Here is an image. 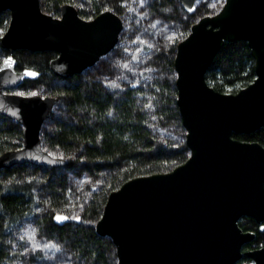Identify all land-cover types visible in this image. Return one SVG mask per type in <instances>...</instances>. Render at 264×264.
Instances as JSON below:
<instances>
[{
	"label": "water",
	"instance_id": "95a60500",
	"mask_svg": "<svg viewBox=\"0 0 264 264\" xmlns=\"http://www.w3.org/2000/svg\"><path fill=\"white\" fill-rule=\"evenodd\" d=\"M196 1L179 0L188 11ZM0 10L10 12L0 38L8 51L0 63V113L23 126L22 146L0 153V169L65 166L67 157L50 153L41 139L59 98L5 90L37 75L33 68L17 69L14 51L54 50L53 72L73 76L116 46L124 20L111 9L86 19L70 2L59 16L44 11L40 0H0ZM238 39L251 49L256 77L237 92L220 91L206 71L224 43ZM174 68L188 158L111 191L95 229L113 242L117 264H235L243 256L264 264V245L242 250L255 232L238 222L242 216L264 222V146L233 136L264 125V0H225L217 12L201 16L178 42Z\"/></svg>",
	"mask_w": 264,
	"mask_h": 264
},
{
	"label": "trees",
	"instance_id": "16d2710c",
	"mask_svg": "<svg viewBox=\"0 0 264 264\" xmlns=\"http://www.w3.org/2000/svg\"><path fill=\"white\" fill-rule=\"evenodd\" d=\"M40 1L42 9L54 16L60 14L63 3L69 2ZM120 1L86 0L87 8L82 14L95 17L106 9L120 14ZM151 9L160 17L178 20L182 36L177 42L188 35L197 19L214 10L204 2L195 3L188 11L179 0H151ZM9 21L10 12L0 10V28L8 26ZM177 42L159 47L151 59V64L161 73L150 80L149 86L129 83L123 85L124 89L104 83L96 74L85 71L69 77L56 75L50 66V61L57 56L54 50L14 51L17 69L37 71L34 78L24 80L20 89L27 91L37 86L59 98V107L42 127L43 145L69 155L65 166L76 173L102 175L104 180L101 190L92 191L83 211L70 218L66 214L69 205L67 174L58 167L22 163L0 169V264L12 263V242L17 230L31 218H35L39 235L60 240L83 264H117L113 242L95 229L109 193L132 177L170 171L189 155L185 140L163 142L152 130L155 121L184 128L176 101ZM6 54L7 49L0 44V63ZM255 77L254 57L247 41L242 39L226 41L206 71L208 83L224 92H237ZM233 136L256 140L264 146V125L253 132L233 133ZM22 137L23 126L0 113V153L21 147ZM238 222L243 230L256 233L245 248L264 245L262 223L250 216H242ZM32 257L44 259V254L35 250ZM248 262L251 259L243 256L235 264Z\"/></svg>",
	"mask_w": 264,
	"mask_h": 264
},
{
	"label": "rangeland",
	"instance_id": "374dc122",
	"mask_svg": "<svg viewBox=\"0 0 264 264\" xmlns=\"http://www.w3.org/2000/svg\"><path fill=\"white\" fill-rule=\"evenodd\" d=\"M224 1L198 0L196 4L208 3L217 12ZM69 2L75 5L84 18L94 17L93 14L89 16L82 14V11L87 8L86 0H69ZM120 3L124 28L116 46L93 66L88 67L85 72L94 73L99 80L119 89H124L123 85L129 83L147 87L150 80L161 73H158V68L151 64V59L156 55L159 47H169L180 39L182 26L176 19L160 17L153 13L151 0H121ZM214 10L213 13H215ZM6 29L7 26L0 28V36ZM1 59L3 60L4 57ZM125 65L127 67H124ZM21 86L22 84L5 90L28 95L32 93L47 95L37 86H32L27 91L20 89ZM58 107L56 104L54 109ZM152 130L163 142L179 143L186 138V129L182 130L173 123L162 124L155 121L152 124ZM44 148L53 155L70 158L57 148L48 146ZM58 170L67 174L69 205L66 214L73 218L83 211L92 191L102 189L104 178L102 175L95 176L89 172L78 174L66 166L58 167ZM16 234L12 242L14 252L11 254L13 257L11 264H83L80 258H77L73 251L60 240L39 235L35 218L24 221ZM49 245L52 247H46ZM35 250H41L44 259L32 257Z\"/></svg>",
	"mask_w": 264,
	"mask_h": 264
},
{
	"label": "snow or ice",
	"instance_id": "6c2138e0",
	"mask_svg": "<svg viewBox=\"0 0 264 264\" xmlns=\"http://www.w3.org/2000/svg\"><path fill=\"white\" fill-rule=\"evenodd\" d=\"M6 64H11V60L5 61ZM124 67H127V65H125ZM29 75H35L34 73H29ZM32 95H35V93H32ZM57 219H65L64 217H57ZM46 247H52V246H46Z\"/></svg>",
	"mask_w": 264,
	"mask_h": 264
},
{
	"label": "flooded vegetation",
	"instance_id": "af4514ba",
	"mask_svg": "<svg viewBox=\"0 0 264 264\" xmlns=\"http://www.w3.org/2000/svg\"><path fill=\"white\" fill-rule=\"evenodd\" d=\"M259 223V222H258ZM262 224H263V227H264V222H261ZM252 231V230H251ZM255 232V231H254ZM255 235H256V233H255ZM250 242V241H249ZM248 242H246V243H244L243 245H242V250L243 251H245V250H249V249H255V248H245L244 246H245V244H247ZM251 259V258H250ZM254 261L251 259V263H253Z\"/></svg>",
	"mask_w": 264,
	"mask_h": 264
}]
</instances>
